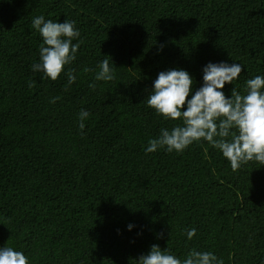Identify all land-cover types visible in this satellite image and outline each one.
I'll use <instances>...</instances> for the list:
<instances>
[{"label":"trees","instance_id":"1","mask_svg":"<svg viewBox=\"0 0 264 264\" xmlns=\"http://www.w3.org/2000/svg\"><path fill=\"white\" fill-rule=\"evenodd\" d=\"M39 15L80 30L67 90L63 72L51 81L31 71ZM104 59L115 79L94 81ZM220 61L245 67L241 94L264 75V0H0V247L28 264H136L153 244L181 259L196 249L264 264V166L233 171L203 141L144 151L179 123L146 104L158 73L187 70L195 90L203 66Z\"/></svg>","mask_w":264,"mask_h":264},{"label":"clouds","instance_id":"2","mask_svg":"<svg viewBox=\"0 0 264 264\" xmlns=\"http://www.w3.org/2000/svg\"><path fill=\"white\" fill-rule=\"evenodd\" d=\"M30 30H35L42 41L38 48V62L30 66L31 71L41 73V80L51 81H56L63 72L67 76V90L77 79L74 69L65 72V67L76 60L81 43V33L75 21L67 18L64 22L46 20L44 15H39L33 17ZM112 65L108 59L99 62L94 81L115 79ZM244 70L245 67L237 62H208L202 68L201 86L195 90V81L187 70L172 68L159 72L145 99L146 104L155 115L179 123L171 128L162 127L156 138L149 139L145 154L159 150L182 153L193 143L203 141L218 150L233 171L251 161L264 166V75L247 79L241 94L234 81ZM226 84L233 86L230 96L223 91ZM89 87L95 89L96 83ZM56 99L58 97L50 102L55 103ZM89 116L87 110L80 111L81 131ZM133 227L132 224L127 226L129 231ZM185 233L190 241L195 237L196 229H186ZM158 238H163V233L158 234ZM135 261L136 264H224L223 259L212 251L191 249L181 259L168 247L161 249L156 244ZM0 264H28V258L5 244L0 247Z\"/></svg>","mask_w":264,"mask_h":264}]
</instances>
